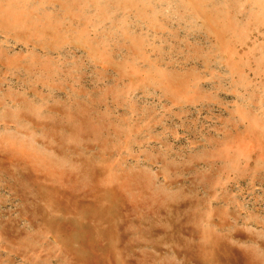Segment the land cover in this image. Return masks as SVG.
I'll list each match as a JSON object with an SVG mask.
<instances>
[{"label":"rangeland","instance_id":"1","mask_svg":"<svg viewBox=\"0 0 264 264\" xmlns=\"http://www.w3.org/2000/svg\"><path fill=\"white\" fill-rule=\"evenodd\" d=\"M0 264H264V0H0Z\"/></svg>","mask_w":264,"mask_h":264}]
</instances>
